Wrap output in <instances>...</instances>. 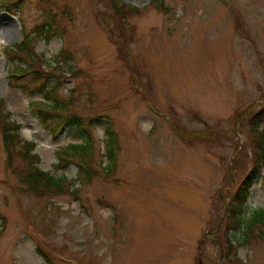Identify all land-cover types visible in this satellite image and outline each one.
<instances>
[{
  "label": "rangeland",
  "instance_id": "1",
  "mask_svg": "<svg viewBox=\"0 0 264 264\" xmlns=\"http://www.w3.org/2000/svg\"><path fill=\"white\" fill-rule=\"evenodd\" d=\"M10 1L0 0L1 111L21 124L19 151L34 141L41 168L71 182L28 191V164L11 162L0 131V264H264V233L239 245L230 216L264 108V0H120L123 16L108 0ZM46 22L51 39L38 33ZM26 35L92 132L88 179L78 157L60 160L82 142L75 126L54 138L30 105L42 93L12 79L28 61L9 48ZM107 116L120 147L109 170ZM247 201L246 217L264 208V168Z\"/></svg>",
  "mask_w": 264,
  "mask_h": 264
},
{
  "label": "trees",
  "instance_id": "2",
  "mask_svg": "<svg viewBox=\"0 0 264 264\" xmlns=\"http://www.w3.org/2000/svg\"><path fill=\"white\" fill-rule=\"evenodd\" d=\"M111 7L114 9L116 15L123 16L124 7L120 0H108ZM3 3L12 2L10 0H2ZM17 3L15 4V6ZM54 27L50 23H43L38 30L39 34H43L46 39H51L54 36ZM32 39L26 35L22 39L21 43L16 47L13 46L9 50H14L12 59H21L28 61L26 66L15 65L11 71L12 79L16 82L23 80L21 85L24 91H29V86L34 90H39L45 101L30 100V105L34 114L41 121L44 128L50 132V134L57 138L63 134L67 128L74 125L76 131L72 133L74 137L82 139L80 143H74L70 148H66L60 153V160L64 164L70 160H73L71 156L78 157L79 172H81L85 179L91 177L93 169L87 160L82 159L83 155H88L93 147V136L90 128L86 125L85 118L76 111L68 110V103L65 100L59 99L57 95V89L61 77L57 79L53 68L46 70L43 65L38 68L35 63V52L32 51ZM63 74V73H62ZM55 78L57 81L49 85V80ZM28 86V87H27ZM0 108V131L2 132V139L5 149L8 153V157L13 162V156L19 154L27 162V168L22 172V181L25 184L28 191L35 193L46 192H62L64 186L70 184L71 181H67L64 177H55L51 175L49 171H45L41 168V157L38 153L32 151L35 145L34 141H26L20 150L16 147V143L20 142V130L21 124L6 117ZM92 120V119H91ZM105 133L106 140V155L109 159L108 170L111 169L116 160L115 151L120 149L118 147L117 133L114 127L113 120L107 116L105 119ZM92 122V121H91ZM264 122V108L257 111L251 118V123L254 126L253 131L257 132V138L252 143L253 145V167L250 173L243 180L241 186L235 195V203L231 207V218L233 220V229L239 231L242 235V239L239 240V245H245L249 242L250 238L254 237L255 232L258 236L264 233V208L254 210L249 217L245 216L248 197L251 188L255 182L262 177V170L264 168V127H260ZM195 132L193 135H197ZM190 135L189 140H194L195 137ZM201 135H198L200 137ZM80 158V159H79ZM5 219L2 218V225L4 226ZM256 234V235H257ZM240 235V236H241ZM231 246V251L235 248Z\"/></svg>",
  "mask_w": 264,
  "mask_h": 264
}]
</instances>
